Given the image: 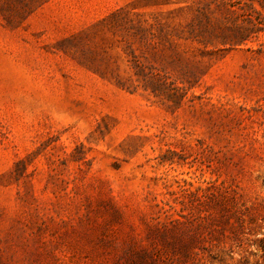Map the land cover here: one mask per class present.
Wrapping results in <instances>:
<instances>
[{
    "label": "rangeland",
    "instance_id": "374dc122",
    "mask_svg": "<svg viewBox=\"0 0 264 264\" xmlns=\"http://www.w3.org/2000/svg\"><path fill=\"white\" fill-rule=\"evenodd\" d=\"M203 1L0 0V264H264V33L185 40ZM231 189L240 233L153 243Z\"/></svg>",
    "mask_w": 264,
    "mask_h": 264
},
{
    "label": "trees",
    "instance_id": "16d2710c",
    "mask_svg": "<svg viewBox=\"0 0 264 264\" xmlns=\"http://www.w3.org/2000/svg\"><path fill=\"white\" fill-rule=\"evenodd\" d=\"M214 3L219 7L222 6L221 10H225V21L215 15L211 6ZM226 13H228L227 16ZM183 33L185 40L204 46L211 44L221 46L222 49H233L246 45L264 33V0H205L199 6L196 18L188 24ZM259 51H264V44L260 45ZM156 79L153 76L148 80L152 82L150 86L153 88V92L159 86ZM153 84H157V87ZM240 197L237 196L236 189L227 191L222 198L216 197L217 212L216 214L212 213L213 215L209 213L210 215L207 217L214 224L215 222L223 223L221 228L214 226V229H211V225L208 226L203 221L201 222V216H199L200 222L194 228L181 229L179 225L174 226V224L172 227L164 225L159 228L155 226L156 228L150 230V238L154 244H156V238H159L157 241L162 245L171 243L178 252L187 255L190 254L192 245L199 240L208 242L217 240L219 242L229 237L226 235L227 232L240 233L239 230L244 228L245 222L243 211L239 208V205H243L240 203ZM204 218L202 217V219ZM170 222L179 224L181 220L174 218ZM260 241L264 244V238H261ZM161 250L157 245L153 248H140L133 245L127 252L126 262L128 264H156L162 260Z\"/></svg>",
    "mask_w": 264,
    "mask_h": 264
}]
</instances>
